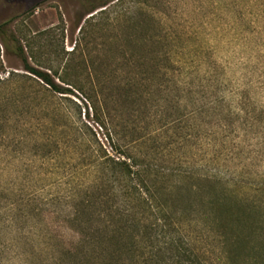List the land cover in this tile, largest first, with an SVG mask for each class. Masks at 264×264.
Segmentation results:
<instances>
[{
	"label": "rangeland",
	"instance_id": "374dc122",
	"mask_svg": "<svg viewBox=\"0 0 264 264\" xmlns=\"http://www.w3.org/2000/svg\"><path fill=\"white\" fill-rule=\"evenodd\" d=\"M134 18L149 34L137 49ZM158 43L175 106L122 115L112 90L100 123L88 97L96 79L122 80L129 47L149 60L157 54L141 47ZM24 57L66 90L25 70ZM132 117L166 166L264 198V0H0V264H57L74 248L76 207L99 191L107 156L122 158ZM196 235L201 259L216 264L213 237Z\"/></svg>",
	"mask_w": 264,
	"mask_h": 264
},
{
	"label": "trees",
	"instance_id": "16d2710c",
	"mask_svg": "<svg viewBox=\"0 0 264 264\" xmlns=\"http://www.w3.org/2000/svg\"><path fill=\"white\" fill-rule=\"evenodd\" d=\"M131 28L137 41L131 34L128 41L137 49L149 34L139 20ZM160 45L154 51L141 47L157 54L149 60L129 47L131 57L123 56L118 67L122 80L96 79L88 97L100 123L105 125L102 111L112 90L121 95L122 115L148 113L161 99L166 103L172 63ZM23 60L25 70L63 92L51 73ZM172 106L168 100L163 111ZM132 119V130L122 121V132L128 128L130 135L122 139V158L107 156L99 191L88 193L76 207L72 222L79 239L73 249L59 253L57 264H209L199 256L197 233L213 237L220 256L216 264H264V198L240 192L216 174L197 173L175 162L166 166L155 137L138 130ZM92 199L101 210L91 206Z\"/></svg>",
	"mask_w": 264,
	"mask_h": 264
}]
</instances>
